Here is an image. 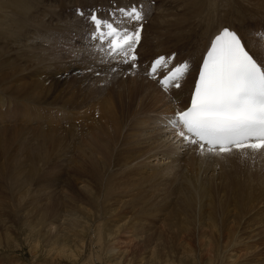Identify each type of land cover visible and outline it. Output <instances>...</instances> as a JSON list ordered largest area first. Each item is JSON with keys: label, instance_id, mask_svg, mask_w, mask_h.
<instances>
[{"label": "bare ground", "instance_id": "bare-ground-1", "mask_svg": "<svg viewBox=\"0 0 264 264\" xmlns=\"http://www.w3.org/2000/svg\"><path fill=\"white\" fill-rule=\"evenodd\" d=\"M136 2L115 0L121 7ZM258 2L264 0H139L146 12L140 63L171 52L174 63L193 61L182 89L166 96L143 67L128 79L120 74L125 72L85 76L103 54L86 38L88 21L78 10L99 13L112 0H0V143L9 131L49 134L68 170L43 174L34 166L41 154L0 162V179L6 172L0 249L15 251L8 244L19 231L32 240L33 253L25 263L0 264H264V208H257L264 206V153L212 157H239L247 164L244 173L220 172L216 181L211 171L199 173L197 159L211 156L185 150L162 127L177 106L189 104L196 68L220 30L231 25L254 40L264 31ZM51 69H75L62 79L83 78L89 86L77 92L65 83L47 87L43 78ZM24 74L37 79L21 80ZM5 122H14L11 130ZM49 174L53 189L44 184ZM163 179L176 180V189L163 187L156 196L143 191L146 182ZM214 185L223 196L218 206ZM24 198L16 218L5 214ZM241 202L251 207L250 220L227 228L245 217L230 205ZM121 241H138L140 250L122 248Z\"/></svg>", "mask_w": 264, "mask_h": 264}, {"label": "snow or ice", "instance_id": "snow-or-ice-1", "mask_svg": "<svg viewBox=\"0 0 264 264\" xmlns=\"http://www.w3.org/2000/svg\"><path fill=\"white\" fill-rule=\"evenodd\" d=\"M88 21L87 39L103 55L98 67L84 70L96 77L110 72L135 74L141 67L167 96L178 93L191 74V58L174 63L176 54L159 55L140 63L146 12L136 3L112 6L97 13L78 10ZM248 39L231 25L215 35L203 55L190 103L176 107L162 121L165 134L174 135L185 150L201 156L242 159L264 153V31ZM178 96L171 102L175 103Z\"/></svg>", "mask_w": 264, "mask_h": 264}, {"label": "rangeland", "instance_id": "rangeland-1", "mask_svg": "<svg viewBox=\"0 0 264 264\" xmlns=\"http://www.w3.org/2000/svg\"><path fill=\"white\" fill-rule=\"evenodd\" d=\"M154 3H155V1H153V4ZM258 3L260 5H262V6H264V3H261V2H258ZM0 26H1V24H0ZM2 44L3 43L0 42V45H2ZM51 70H52V73L51 74L47 73V75H45L44 78H43V80H44V84L43 85H45L47 87L51 85V86H53V89H54V87L56 88L57 85L59 86L58 83H60V84L61 83H65L66 86L75 88V92H77V87H79L82 90V89H85L86 87L89 86V80L86 81L83 78H79L78 77V78H76L73 81L70 80L69 78H67L66 80L62 79L63 75L65 73H67L65 71H69L70 74H72V73L75 72V69H69V70L68 69H63V70H59V71L56 70V69L55 70L51 69ZM115 73H118V72H115ZM120 74L125 79L129 78V77L126 78L127 75H128L126 73H120ZM56 75H58V76L56 77ZM91 75H92L91 73H89L87 71L85 72V76H91ZM59 76H60V78L58 79ZM32 79H37V77L34 76V75H29L28 76L26 74L22 75V77H21V80H24V81H29V80H32ZM16 83H18L17 80L13 81L10 84H16ZM101 87L103 88V86H101ZM108 88H109L110 91H113V89H114L113 82L109 84ZM65 99H68V98L65 97ZM60 109L58 110L59 112H62V113H66L67 112L65 109H62V110H60ZM148 119L153 124L152 119L151 118H148ZM13 123L14 122H5L4 125H6L8 131L12 129ZM49 136H50L49 134H45V133H42V134H26V133H21V132L9 131L7 133L5 141L0 143V162H6L10 158H19V157H25V156L32 157L34 154H41V159L34 163V166H35V168L37 170L41 171L42 169H44V173L43 174H47L49 172L51 174L52 172H57L58 173L60 171L59 169H55V168H62L65 171V173L67 174L68 170L65 168L64 161L61 160L62 155L58 154V156L60 158V161H59L57 159V153L55 152L56 146L49 139ZM211 158L212 157H208V159L207 158H198L197 159L199 161V164H200L201 168H202V170L199 171V173L200 172L202 173V174L200 173V175L203 176L204 172L206 173V172H210L211 171V172H213L215 174V177L217 175L216 181H218L220 179L219 177H221L223 172H224V174L227 177L228 176L231 177L234 173H244L245 172L244 167L247 164L244 163L245 161H240L239 157H237V158L226 157V158H223V159L212 158V160H211ZM236 160H238V161H236ZM207 163H209V164H207ZM208 166H210V167L208 168ZM50 174L47 175V178L44 181V184H45V186L47 188L53 189L51 187ZM5 176H6V172H3L1 174V178L2 179H0V184H3L5 182V180H4ZM112 179H120V178H112ZM176 186H177V181L176 180L163 179V180H157L156 182L148 181V182H146L144 184L143 191L145 193L150 194V195H155L156 196V195H158V190H162L163 187H167L168 189L175 190ZM32 194L33 195L37 194L36 197H38L41 193H39L38 191H35V192L32 191ZM222 199H223V196H222V194L220 192H218L217 185H214L213 186V202L215 203V205L218 206L219 202ZM25 200H27V199L24 198L17 205V207H16V209L14 211H8L5 214L10 216L11 219L16 218L17 214H18V212L20 210L21 203L23 201H25ZM230 201H231V199L229 197L226 198V202L231 203ZM230 205L237 207L242 212L243 216H245V217L244 218H239L238 220H234L233 222H230L228 224L227 228H235L236 227V224H235L236 221H242V220H247L248 221V220H250L252 210H251V207L249 205L244 204L242 202L239 203L238 205L237 204H230ZM257 208L263 209L264 206L263 207H258L257 206ZM181 210H182V207L176 205V211L180 212ZM154 220L157 221L156 219H154ZM16 226H17V224H15L14 227H16ZM194 239H193V243L197 242ZM24 240H25V242H24ZM121 242L122 243H120V247H122V248H126V246H128L131 249L133 248V249H136V250H138V249L140 250V247L137 246V245H140L138 241H133L130 244L125 243L123 241H121ZM4 243H5V240H4ZM8 245L12 246V247H17V248H15L16 249L15 251L10 249V248H8V249L1 248L0 249V261L1 262L2 261L6 262L8 260H15L16 262L19 261L20 263L21 262L25 263L27 260H30L32 258V256H33V253H31V250L29 248L32 245V240L27 239L25 237V235L20 234L19 231L12 233V239H11L10 244H8ZM194 245H195V243H194ZM198 245L199 244H197L196 246H198ZM44 247H45V249H48L47 245H45V244H44ZM18 249H20V251H17ZM12 251H14L13 255H7L6 254V253L9 254ZM162 251H163L162 258H165V252H164V250H162ZM2 252H4L5 254L2 253ZM22 254L27 256V257H24ZM179 256L180 255H178L176 257L173 256L172 258L174 260L172 259L173 260L172 262L178 261L180 259ZM41 258H45V256H41ZM194 262H195V260L192 261V263H194Z\"/></svg>", "mask_w": 264, "mask_h": 264}]
</instances>
